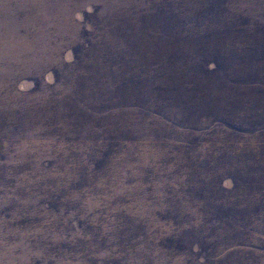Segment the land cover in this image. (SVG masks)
<instances>
[{"label":"rangeland","instance_id":"374dc122","mask_svg":"<svg viewBox=\"0 0 264 264\" xmlns=\"http://www.w3.org/2000/svg\"><path fill=\"white\" fill-rule=\"evenodd\" d=\"M189 163L237 185L216 242L186 203L167 213ZM248 185L264 186V0H0V264H264Z\"/></svg>","mask_w":264,"mask_h":264},{"label":"trees","instance_id":"16d2710c","mask_svg":"<svg viewBox=\"0 0 264 264\" xmlns=\"http://www.w3.org/2000/svg\"><path fill=\"white\" fill-rule=\"evenodd\" d=\"M167 83L166 85L170 88L167 89V100L164 102L166 106H171L175 98V94L178 92L179 86H178V81L182 80V75L179 73L177 74L175 71H169V75L167 78ZM171 81L172 84H176L172 88L171 86ZM191 90V89H190ZM199 94H191V96L195 99L192 100L189 106L183 109V113L185 117L188 120H195L197 118H200L198 114H195L192 112L190 108H195L200 106L201 104L204 103L200 101V98L202 96H199ZM204 109V108H203ZM202 109V111H203ZM198 121V120H195ZM184 172H181V170L178 171V173H181V179L178 180L177 178L173 179V184L176 186L175 190H172L169 192L173 198L172 204L167 205V213H170V215L174 218L179 217L182 212H187L186 209H184V204L186 203L187 206H189L191 209L199 213L200 217L202 220L208 222L210 225L209 229L211 230V233L208 234L206 237H208L206 240L211 241V242H216L218 238L221 236V232L226 230L225 226H228L229 223L232 221L231 216L227 217H221L220 216V206H227V203L225 202L226 196H234L236 190H238L237 185L236 188L234 186L235 190H229L224 188V185L220 183V181H216L214 183H208V182H200L198 179L196 180L194 178V173L196 171L195 167H192L189 163V166L185 165V168L183 169ZM245 190V195L246 197H250L252 195L251 193H255L253 190V186H243ZM251 192V193H250ZM258 195L259 197H264V186H258L257 191L255 195ZM256 195V196H257ZM260 200H263L260 198ZM220 203V204H219ZM236 206V201L233 203ZM237 207V206H236ZM229 208V207H228ZM222 214V213H221ZM209 216V218H204V216ZM175 221V220H174ZM177 223H174L175 225H182L181 221H176ZM218 229H220V234ZM237 232L231 233L230 236H233L235 238L237 236ZM213 235V237L211 236ZM247 233H243V237H246ZM242 237V238H243ZM195 238V235H194Z\"/></svg>","mask_w":264,"mask_h":264}]
</instances>
